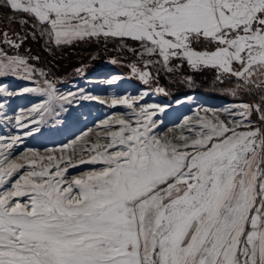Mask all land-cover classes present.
<instances>
[{"label": "snow or ice", "instance_id": "snow-or-ice-1", "mask_svg": "<svg viewBox=\"0 0 264 264\" xmlns=\"http://www.w3.org/2000/svg\"><path fill=\"white\" fill-rule=\"evenodd\" d=\"M5 10L19 30L0 29V77L37 71L19 55L30 37L56 48L112 40L145 84L187 65L253 99L197 111L167 134L150 110L164 108L138 104L147 92L113 99L136 119H105V142L83 144L88 159L78 161L99 168L71 178L61 166L75 167L71 158L12 160L20 137L0 136V187L10 184L0 191V264H264V0H0ZM43 83L0 94L47 96L29 116L75 95Z\"/></svg>", "mask_w": 264, "mask_h": 264}, {"label": "rangeland", "instance_id": "rangeland-1", "mask_svg": "<svg viewBox=\"0 0 264 264\" xmlns=\"http://www.w3.org/2000/svg\"><path fill=\"white\" fill-rule=\"evenodd\" d=\"M9 15L11 14L7 10L0 14L5 17L0 18V29L19 30L18 25L11 24L6 19ZM82 50L85 54L79 53L83 52ZM19 55L29 58V63L37 71L31 78L22 72L0 77V85H6L8 92H17L25 87H46L43 81L47 78L53 81L59 94L67 95L71 92L75 95L68 97L67 101L55 102L50 106L49 111L41 109L42 116L35 113L29 116V110L43 104L47 96L40 92L20 95L0 94V104L4 105L3 109H0V136L5 137V141L10 137H20L21 141L5 155L16 161L24 155L31 156L33 153L45 157L63 156L65 160L71 158V163L75 167H70L66 162L61 165L68 168L66 175L69 178L99 168V165L78 163L81 159L87 160L88 155L82 151V145L76 143L84 140L85 143L90 144L100 139L104 132L101 124L105 119L136 118L131 115L132 110L123 105L113 107L111 103L113 99L124 96L141 97L147 92L148 95L143 96L138 104L163 107V112L158 109L150 110L155 111L156 115L160 114V116L155 115L153 119L156 122L161 121V125L166 126V129H173L185 117L194 116L197 111L203 115V109L221 110L253 99L243 92L233 95L230 91H226L234 87V82L217 81L215 70H193L187 65L184 67L191 72L211 74H208L210 78L207 79L210 82L203 81L200 84L203 86L207 83L209 88L204 90L206 93L190 90L189 87L193 88L194 79L181 73V69L173 74L161 70L158 80L145 84L139 79L138 74L131 71L132 64L137 63L136 59L129 51L121 49L118 41L92 40L56 48L48 47L44 40L30 37L19 49ZM114 76L123 78L108 83ZM81 89L84 90L83 95ZM85 96L94 99H85ZM21 114L28 116L29 120L34 118V122L29 123L27 128L19 127L15 117ZM156 131L159 133L160 130L156 129ZM26 132H30L31 135H25ZM100 142L105 141L100 139ZM64 145L68 147L65 148ZM18 178L19 175L14 174V178L10 179L14 182V179ZM9 187L10 184L6 181L5 185L0 187V191Z\"/></svg>", "mask_w": 264, "mask_h": 264}, {"label": "trees", "instance_id": "trees-1", "mask_svg": "<svg viewBox=\"0 0 264 264\" xmlns=\"http://www.w3.org/2000/svg\"><path fill=\"white\" fill-rule=\"evenodd\" d=\"M85 48V47H84ZM87 52L89 51V50H87V49H85ZM83 51V50H82ZM79 53H84L85 54V51H83V52H79ZM80 54V55H81ZM89 54H90V52H89ZM89 54H87V55H89ZM181 73H183V74H185L187 77L188 76H190V77H192L193 79H194V81L192 82V87L193 88H190L189 87V89L190 90H198V91H202V92H204V90H206V89H208L209 87H207L208 85H207V83H205L203 86L202 85H200L203 81L205 82H207V81H209V80H207L208 78H210V76L209 75H211V74H206V73H204L203 74V72H195V71H193V72H191V70H189V69H187V68H185V67H183V68H181ZM210 82V81H209ZM199 84V85H198ZM204 93H206V91L204 92Z\"/></svg>", "mask_w": 264, "mask_h": 264}, {"label": "bare ground", "instance_id": "bare-ground-1", "mask_svg": "<svg viewBox=\"0 0 264 264\" xmlns=\"http://www.w3.org/2000/svg\"><path fill=\"white\" fill-rule=\"evenodd\" d=\"M116 106H117V105H116ZM156 116H160V114H158V115H156ZM134 117H135V116H134ZM135 119H136V118H135ZM133 120H134V119H133ZM182 124H184V120H183L180 124H178V125H182ZM157 125H158L157 129L160 130V131H159L160 134H167V133H169L170 130L173 131V132H177V133H178V131H179V129L177 128L178 125H176L173 129H166V126L161 125V121H159V120L157 121ZM76 144L83 145V144H85V141L82 140V141H80V142H78V143H76Z\"/></svg>", "mask_w": 264, "mask_h": 264}]
</instances>
